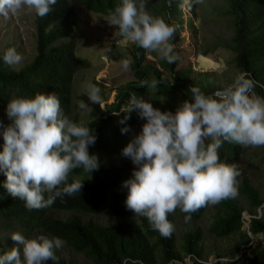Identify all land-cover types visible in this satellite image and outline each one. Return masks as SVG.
I'll return each instance as SVG.
<instances>
[{
  "label": "clouds",
  "instance_id": "clouds-1",
  "mask_svg": "<svg viewBox=\"0 0 264 264\" xmlns=\"http://www.w3.org/2000/svg\"><path fill=\"white\" fill-rule=\"evenodd\" d=\"M57 0H0V16L8 18L25 7L41 18L48 16ZM202 4L203 0H193ZM118 28L120 36L161 59L174 63V45L170 43L175 27L147 11V0H121L107 21ZM22 60L14 48L3 54L11 66ZM128 61H124L128 67ZM239 74L234 81L211 95L191 87V102L183 101L174 112H162L142 97L130 95L124 123L135 111L145 122L121 150L135 166L130 178L122 182L127 189L125 205L133 214L145 217L151 228L169 237L174 225L168 215L179 209L185 221L191 213L238 195L239 171L234 164L221 162L218 149L224 142L243 147H264V97L252 95L253 81ZM151 88L156 81H142ZM100 88L89 82L85 95L100 103ZM87 110L89 105L78 102ZM10 123H0L3 146L0 171L6 180L7 193L22 200L29 210L51 206L57 198L81 191L80 181L69 183L70 174L78 168L91 173L100 161L90 155L88 147L96 137L90 127L78 124L61 109L54 94L13 96L6 106ZM130 128L125 125L121 133ZM47 194V198H45ZM17 246L0 255V264H45L57 261L55 250L63 247L59 237L37 235L26 238L19 232L10 235ZM121 264H143L124 258ZM175 264V262H174Z\"/></svg>",
  "mask_w": 264,
  "mask_h": 264
},
{
  "label": "trees",
  "instance_id": "trees-1",
  "mask_svg": "<svg viewBox=\"0 0 264 264\" xmlns=\"http://www.w3.org/2000/svg\"><path fill=\"white\" fill-rule=\"evenodd\" d=\"M85 10L108 15L121 0H75ZM226 4L224 15L231 18L232 35L226 48L233 54L234 67L245 78L253 81L252 93L264 97V26L263 0H222ZM188 12V23L196 17V4L193 0H147V11L165 20L175 27L176 31L170 43L176 45L180 41L181 8ZM52 12L41 18L34 13V56L32 59L13 71L3 61L0 53V113L6 110L8 100L13 96L31 97L35 93H54L60 100L64 115L69 112V91L76 69H84L87 63L75 55L73 32H80L79 21L68 0H57ZM167 17V18H165ZM169 18L176 21L170 23ZM175 53V47H174ZM147 51L132 43L129 51V70L133 80L118 87L112 102L105 105L104 112L96 118L77 122L90 127L96 137L95 143L88 147L90 155L97 157L104 152H114L112 156L116 164H100L98 170L91 173L82 168L75 169L69 176V183L80 181L83 187L72 196L64 195L46 208L29 210L22 200L10 196L3 184L6 177L0 171V223L9 234L19 232L26 238L45 235L48 238L59 237L63 246L81 254L89 264H121L124 258L139 260L143 264H179L183 257H188L191 264H206L203 249L200 246L201 230L194 227L181 234L179 247L175 244L174 230L169 237H163L154 231L145 217L133 214L126 208L127 189L122 182L130 178L135 167L129 158L122 156L117 143L123 134L121 128L133 127L139 119L133 111L129 119L121 123L130 95L143 97L148 85L142 81H156L152 106L155 108L159 96L177 95L182 103L191 102V87H199L206 95H211L215 88H209L200 80L193 79L189 68H177L176 60L168 63L161 59L158 62L146 61ZM207 54V51L203 53ZM175 55V54H174ZM167 75L162 77V72ZM205 76V75H204ZM203 76V77H204ZM202 80V81H201ZM8 123L10 121L8 120ZM6 126V125H5ZM3 129H0L2 133ZM3 136L0 134V151ZM108 150V151H107ZM107 151V152H106ZM241 146L224 142L218 149L221 162L234 164L237 168ZM238 179V177H237ZM238 195L247 203V213L253 216L248 222L246 231H241V214L244 208L235 199H227L213 205L214 214L210 219L206 232L214 238L234 235L236 242L234 252L240 246L250 247V237L264 235L263 199L246 178H241L237 187ZM47 198V194H45ZM208 206L191 213L188 222L200 219ZM261 210L257 216L256 210ZM56 212H69L61 218ZM102 214L114 221L110 226L101 225L91 219H84ZM185 213L177 209L168 215L173 224L175 218L185 221ZM249 234V236H248ZM10 245L17 246L11 239ZM9 245L0 247V255L6 253ZM57 261H46L45 264H78L73 260H64L58 251ZM219 257L217 253L213 254ZM227 264H238L233 261ZM246 264H264V244L250 250V258Z\"/></svg>",
  "mask_w": 264,
  "mask_h": 264
},
{
  "label": "rangeland",
  "instance_id": "rangeland-1",
  "mask_svg": "<svg viewBox=\"0 0 264 264\" xmlns=\"http://www.w3.org/2000/svg\"><path fill=\"white\" fill-rule=\"evenodd\" d=\"M68 1L79 21L80 27V32H73L72 34V40L75 44V55L84 59L87 63L86 68L76 69L73 74L69 91L68 117L75 122H85L96 118L104 112L105 105L112 102L116 89L133 80L129 70V63L128 67L123 64L124 61L130 62L129 51L132 43L120 36L118 28L108 24L107 21L110 14L104 16L94 14L79 6L75 0ZM225 10L226 4L222 0H203L202 4H196V17L189 24L187 21L188 12L182 7L180 41L174 45L176 69L189 68L193 79L206 78L203 83L209 88H215V91L222 90L230 85L237 75L242 74L234 67L232 63L233 54L226 48L232 35V23L230 21L231 18L224 15ZM34 13L33 10L25 7L14 16L8 18L0 16V53L8 48H14L22 57L18 64L10 66L13 71L28 63L35 54ZM169 22L176 24V21L170 18ZM262 23L264 26V12ZM205 51H207L206 55L203 54ZM197 53L200 54L199 58H196ZM159 60L160 56L157 52L147 51V62H158ZM161 72L162 77L167 75L166 71ZM89 82L95 84L101 90V102L99 104L92 103L84 94L85 85ZM154 91V88L148 86L147 92L142 98L151 103ZM251 94L255 95L254 93ZM80 101L87 103L89 108L87 110L80 109L78 107V102ZM157 104L159 105H156L155 108L160 109L162 112H174L181 102L177 95L172 97L162 95L159 96ZM144 122L139 117L134 126L130 128V131L123 134L121 141L116 145L120 151L126 146L132 135L139 133ZM0 123L3 125L8 124L5 109L4 112L0 113ZM241 149V154L237 160V170L240 173L237 179V187L241 178H246L263 199L261 208L264 209V147L241 146ZM113 155L114 152L101 153L98 156L100 164H116L112 157ZM232 199H235L244 208L241 214L240 230L246 231L248 222L253 216L247 213V203L239 195ZM256 213L259 216L261 210L257 209ZM56 214L61 218L70 215L69 212H56ZM213 214V205H209L203 216L195 222H184L175 218L173 225L176 247L178 248L181 242V234L198 227L201 230L200 246L203 249L204 262L206 264H227L233 261L238 264H246L250 258V250L264 244V235L251 237L248 234L251 242L250 247L240 246L238 252L235 253L234 244L236 238L234 235L218 239L206 232V227ZM88 218L105 226L114 224L112 219L102 214L85 217L84 219ZM10 235L8 230L6 232L4 227H2V223H0V247L9 245L7 251L14 247L8 243ZM56 251L64 260H73L78 264H89V261L81 254L75 253L65 246L56 249ZM214 253H217L219 257H215ZM178 263L191 264L188 257H183Z\"/></svg>",
  "mask_w": 264,
  "mask_h": 264
},
{
  "label": "built area",
  "instance_id": "built-area-1",
  "mask_svg": "<svg viewBox=\"0 0 264 264\" xmlns=\"http://www.w3.org/2000/svg\"><path fill=\"white\" fill-rule=\"evenodd\" d=\"M199 56H200V54H199V53H197V54H196V58H199ZM214 92H215V91H214ZM214 92H213V93H214Z\"/></svg>",
  "mask_w": 264,
  "mask_h": 264
}]
</instances>
